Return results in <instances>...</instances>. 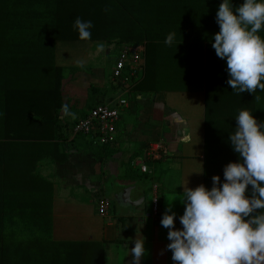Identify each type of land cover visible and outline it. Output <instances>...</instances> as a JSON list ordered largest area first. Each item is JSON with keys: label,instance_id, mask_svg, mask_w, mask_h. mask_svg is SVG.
<instances>
[{"label": "crops", "instance_id": "1", "mask_svg": "<svg viewBox=\"0 0 264 264\" xmlns=\"http://www.w3.org/2000/svg\"><path fill=\"white\" fill-rule=\"evenodd\" d=\"M228 2L235 12L245 0ZM218 3H223V0ZM211 15L215 21L217 12ZM214 35L215 32L212 37ZM258 35L264 38V26ZM94 43L102 44L103 50L99 51L98 45L88 47L81 59L83 63L88 61L89 64L97 55L113 54L110 59L113 67L120 46ZM191 49L196 50L197 55L201 50L199 45H193ZM182 52L179 44L157 42L149 46L146 57L144 46V71L136 83L138 86L135 85L127 94L128 106L120 111L116 139L112 144H101L96 138L74 135L72 131L74 124L93 106L113 104L119 96L118 85L112 78L108 80L104 70L96 64L83 67L84 73L69 70L66 76L67 65L55 61L62 68L61 103H67L76 118L65 117L59 111L64 131L62 138L31 146L27 151V155L41 157L36 162L34 173L50 185V192L38 190L49 198L53 240L100 242L106 244L104 264H133L130 249L135 246L134 240L138 235L144 240L146 250L141 264H176L172 260V252L167 249L171 242L167 239L169 230L162 227L161 220L169 202H172V211L176 213L175 228L182 230L180 217L185 206L179 197L183 195L184 187L206 186V115L215 116L213 111L216 108L231 111L236 116L243 109L251 111L255 117L263 115L264 111V90L257 89L254 94L247 91L237 93L227 82L223 83L221 96L215 87L219 83L208 84L210 107L206 111L199 65L184 69L177 58V54ZM223 64L227 68L225 59ZM192 67L194 69L190 70ZM255 96H259V100ZM158 141L166 144L169 155L147 163L150 173H142L137 162L146 147ZM129 189H135L136 193L129 195L126 192ZM154 195L158 200L156 216L151 211ZM100 197L110 200V209L104 216L97 211ZM139 197L137 205L127 203Z\"/></svg>", "mask_w": 264, "mask_h": 264}, {"label": "trees", "instance_id": "2", "mask_svg": "<svg viewBox=\"0 0 264 264\" xmlns=\"http://www.w3.org/2000/svg\"><path fill=\"white\" fill-rule=\"evenodd\" d=\"M218 1L0 0V264H104L106 244L51 238L49 198L38 190L50 192V185L34 173L41 157L27 155L31 146L64 135L59 117L62 68L54 56L57 43H115L120 50L143 44L147 57L150 45L164 43L174 32L172 44L183 50L177 54L179 64L184 69L199 65L207 111L208 84L219 83L215 87L221 96L223 83L230 78L210 39L220 29L211 15L218 12ZM76 17L92 22L91 39L79 38L73 28ZM193 45L200 46L199 55L192 51ZM213 112L215 116L205 117L204 131V178L209 190L213 176L219 175L222 184L225 166L240 162L229 140L236 115L220 108ZM255 118L264 123V111ZM251 188L246 192L249 197Z\"/></svg>", "mask_w": 264, "mask_h": 264}, {"label": "clouds", "instance_id": "3", "mask_svg": "<svg viewBox=\"0 0 264 264\" xmlns=\"http://www.w3.org/2000/svg\"><path fill=\"white\" fill-rule=\"evenodd\" d=\"M216 20L220 31L212 37V47L218 58L226 60L227 84L237 93L264 90V38L258 35L264 26V0H245L235 12L223 0ZM92 27L90 20L80 17L73 22L81 40L91 39ZM174 38L175 33H169L165 43L171 45ZM103 47L98 45V50ZM77 64L83 67V61ZM60 111L76 118L67 103ZM236 121L229 140L240 162L225 166L222 184L219 175L213 176L210 190L204 184L184 187L179 197L185 206L182 230L175 228L176 213L168 201L161 225L169 230L167 249L176 264H264V123H258L247 109L239 111ZM249 185L250 197L246 195ZM134 244L133 264H141L144 240L137 235Z\"/></svg>", "mask_w": 264, "mask_h": 264}, {"label": "built area", "instance_id": "4", "mask_svg": "<svg viewBox=\"0 0 264 264\" xmlns=\"http://www.w3.org/2000/svg\"><path fill=\"white\" fill-rule=\"evenodd\" d=\"M144 46L123 47L117 53L111 71L112 80L118 85L119 96L113 104H97L90 108L86 115L73 126V134L98 139L101 144H112L116 139V126L120 111L128 106L127 94L136 85L144 71ZM169 155L168 147L158 141L149 144L142 158L137 162L142 173H150L147 163L155 162ZM110 200L100 197L97 201L99 215H107ZM151 211L158 212L156 196L151 199Z\"/></svg>", "mask_w": 264, "mask_h": 264}, {"label": "rangeland", "instance_id": "5", "mask_svg": "<svg viewBox=\"0 0 264 264\" xmlns=\"http://www.w3.org/2000/svg\"><path fill=\"white\" fill-rule=\"evenodd\" d=\"M99 43H94L91 41L88 42H83V41H75V42H59L56 45L55 48V61H59L60 63H64V65H67L66 71L64 74L67 76L69 73V70L71 72L77 71L78 72H85L83 70V67H87V65H91L92 67L96 64V66H99L102 68L105 72V77L108 78V80H111V61L110 59L112 58L113 54L110 55H97L96 59H93L92 61H88L86 64L83 63V67L78 66L77 62L78 61H83L81 60L83 57V54L85 51H87L89 48L88 47H95ZM73 66V67H70ZM118 93H113V95L117 96ZM205 151V150H204ZM205 153V152H204ZM208 188V187H207Z\"/></svg>", "mask_w": 264, "mask_h": 264}, {"label": "water", "instance_id": "6", "mask_svg": "<svg viewBox=\"0 0 264 264\" xmlns=\"http://www.w3.org/2000/svg\"><path fill=\"white\" fill-rule=\"evenodd\" d=\"M129 195H131V193H132V195L133 194H135L136 193V190L135 189H129V190H127L126 191ZM140 196V195H139ZM139 199V200H138ZM140 199H141V197H139V198H137V199H135V200H129L127 203L128 204H131V205H137L139 202H140Z\"/></svg>", "mask_w": 264, "mask_h": 264}]
</instances>
